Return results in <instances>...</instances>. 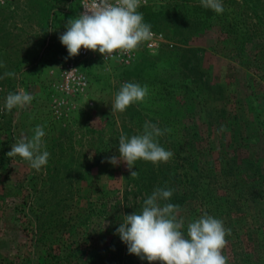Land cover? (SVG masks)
I'll use <instances>...</instances> for the list:
<instances>
[{
    "label": "rangeland",
    "instance_id": "374dc122",
    "mask_svg": "<svg viewBox=\"0 0 264 264\" xmlns=\"http://www.w3.org/2000/svg\"><path fill=\"white\" fill-rule=\"evenodd\" d=\"M222 3L217 14L200 0H148L139 10L144 21L173 46H140L129 64H105L97 54L69 57L59 39L68 19L80 15L79 0H0V264H150L128 252L116 229L142 209L148 196L139 176H154L158 164L138 160L132 170L139 167V175L131 177L125 163L108 162L119 156V136L141 134L146 121L171 129L158 137L174 153L159 163L169 189L195 192L179 206L183 231L207 212L231 229L223 250L229 264H264L263 212L245 196L238 207L228 201L249 185L240 172L244 159L261 157L264 175V0ZM55 18L66 20L57 35ZM187 48L196 49L189 75L180 64ZM70 60L88 78L81 94L56 88V69ZM10 71L15 78L4 75ZM125 82L147 85L148 95L111 113ZM20 86L34 99L8 112L6 97ZM37 125L50 153L40 171L7 155ZM205 198L223 211L215 214Z\"/></svg>",
    "mask_w": 264,
    "mask_h": 264
},
{
    "label": "clouds",
    "instance_id": "9594fccd",
    "mask_svg": "<svg viewBox=\"0 0 264 264\" xmlns=\"http://www.w3.org/2000/svg\"><path fill=\"white\" fill-rule=\"evenodd\" d=\"M141 3L142 0H91L78 17L68 19L67 30L59 36L69 57L79 55L83 48L98 51L106 59L118 53H131L151 41L154 35L151 25L138 11ZM143 3L147 4V0ZM200 3L217 14H223L225 10L222 0H200ZM4 75L16 77L13 71ZM147 95V85L125 82L111 103V113L124 112L132 104L145 101ZM33 99L34 96L20 86L7 95L4 109L8 112L14 108L24 109ZM170 131L146 121L141 134L130 138L123 134L119 136V156L109 157L108 162L113 165L125 163L131 177L139 175V171L132 170L138 160L167 163L174 153L162 147L158 137ZM45 135L44 127L37 125L31 137L21 136L12 144L8 157L19 156L32 169L40 171L50 156L43 140ZM172 195L170 189L157 188L144 200L139 212L124 215L116 234L128 246V252L146 259L150 264H229V257L223 254V250L231 229L226 228L221 219L204 212L187 224L185 235V221L179 217V206L160 203L169 200Z\"/></svg>",
    "mask_w": 264,
    "mask_h": 264
},
{
    "label": "trees",
    "instance_id": "16d2710c",
    "mask_svg": "<svg viewBox=\"0 0 264 264\" xmlns=\"http://www.w3.org/2000/svg\"><path fill=\"white\" fill-rule=\"evenodd\" d=\"M145 8V7H144ZM142 8V10L144 9ZM142 10L140 12H142ZM196 57V49L195 48H187L185 49L181 55H180V64L181 67L183 69V72L186 73V75H189L190 71L194 68V65L191 64V61L193 60V58ZM237 158V156H234ZM232 158L233 161L237 160L236 158ZM263 157V156H262ZM260 158L257 159H244L243 160V165L241 169V173H243L246 177V181L249 182V185H244L246 190L243 191L242 186H240V189H237V192H234L237 197L238 200L233 201L232 199L229 198V202L233 203L234 206L238 207V205L240 204V200H242V197H244V199H250L252 201H254V205L256 206V211H261L263 212V215L261 216V222L263 223L262 225H264V207H260L258 205L259 201H264V192L261 189L264 186V175L262 173V169L260 166ZM142 163V162H141ZM233 168H238L235 166H231ZM229 167V170L232 172V168ZM150 166L147 167V171L148 172L150 170ZM167 170V169H166ZM163 170V168H161V165H156L155 168H153L151 171H149V173L151 172L152 175L154 176H147L145 177H140L141 181L140 183L145 184L146 188H145V192H146V196H150L157 188H164V189H169L170 187V182H169V174L168 171ZM226 168H224L223 171H225ZM135 171H139V167L136 166ZM228 171V170H226ZM32 194L35 192L34 191V187L33 186H27ZM173 195L171 196V198L167 201H160V203L163 205L165 203H172L175 205L180 206L184 201H186L187 199L191 198V195H195V192L193 189H191V191L186 190L182 191V192H176V191H172ZM209 195V194H208ZM262 199H260V198ZM208 198V197H206ZM205 198V199H206ZM259 198V199H258ZM205 205H207V207L214 209L216 211H214V213H217V210L219 211H223L222 209L224 208H220L219 206L217 207V205L215 204L214 200H210V199H206L204 200ZM237 203V205H236ZM237 209V208H236ZM258 209V210H257ZM230 211V210H229ZM187 233H185L186 235ZM261 235V236H260ZM264 233L261 234V232H259V237H263ZM260 239V238H259Z\"/></svg>",
    "mask_w": 264,
    "mask_h": 264
},
{
    "label": "built area",
    "instance_id": "2783aa9c",
    "mask_svg": "<svg viewBox=\"0 0 264 264\" xmlns=\"http://www.w3.org/2000/svg\"><path fill=\"white\" fill-rule=\"evenodd\" d=\"M90 3L91 0H79L80 14L85 10V6ZM146 5L147 4H144L142 0L141 7L138 9V11ZM152 32L154 34L153 39L141 45L146 50L155 51L164 45L169 47L173 46V42L168 40L163 32L155 31V30H152ZM135 53L136 50L131 53H123V54L118 53L112 57L105 59V57L102 54H100L98 51L86 50L82 48L79 56L82 58H86L92 54H97L100 60H102V62L105 64L111 63L112 61L115 60L123 64H129L133 60ZM56 73L59 78L58 82L56 83V88L63 94L66 95L81 94L86 90L88 86V78L78 69L74 61L70 60L60 63L56 69ZM61 103H62L61 101H57L56 104L54 103L53 111L55 114H60Z\"/></svg>",
    "mask_w": 264,
    "mask_h": 264
},
{
    "label": "crops",
    "instance_id": "0c3cea01",
    "mask_svg": "<svg viewBox=\"0 0 264 264\" xmlns=\"http://www.w3.org/2000/svg\"><path fill=\"white\" fill-rule=\"evenodd\" d=\"M64 13H65V12H64ZM55 20H56V21H55ZM55 20H54V26L51 28V30H52V32H53L54 35H57L58 30L63 29L62 26H65V22H66V20H64L65 22H60L59 19H57V18H55ZM45 32H49V29L44 30V31H43V34H44Z\"/></svg>",
    "mask_w": 264,
    "mask_h": 264
}]
</instances>
